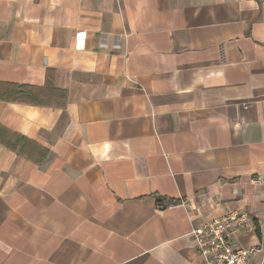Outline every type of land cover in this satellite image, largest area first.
<instances>
[{
  "label": "crops",
  "instance_id": "crops-1",
  "mask_svg": "<svg viewBox=\"0 0 264 264\" xmlns=\"http://www.w3.org/2000/svg\"><path fill=\"white\" fill-rule=\"evenodd\" d=\"M234 211L262 243L264 0H0V264H204Z\"/></svg>",
  "mask_w": 264,
  "mask_h": 264
},
{
  "label": "built area",
  "instance_id": "built-area-1",
  "mask_svg": "<svg viewBox=\"0 0 264 264\" xmlns=\"http://www.w3.org/2000/svg\"><path fill=\"white\" fill-rule=\"evenodd\" d=\"M252 232H255V228L250 216L234 211L202 223L193 229L191 235L204 264H251L253 258L264 255V242L249 248H239L234 243V237Z\"/></svg>",
  "mask_w": 264,
  "mask_h": 264
},
{
  "label": "rangeland",
  "instance_id": "rangeland-1",
  "mask_svg": "<svg viewBox=\"0 0 264 264\" xmlns=\"http://www.w3.org/2000/svg\"><path fill=\"white\" fill-rule=\"evenodd\" d=\"M262 242H264V238H263Z\"/></svg>",
  "mask_w": 264,
  "mask_h": 264
}]
</instances>
